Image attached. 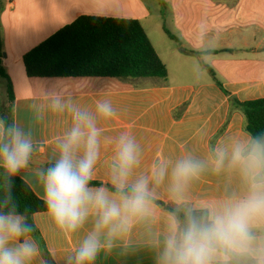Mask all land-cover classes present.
I'll list each match as a JSON object with an SVG mask.
<instances>
[{"label": "clouds", "instance_id": "clouds-1", "mask_svg": "<svg viewBox=\"0 0 264 264\" xmlns=\"http://www.w3.org/2000/svg\"><path fill=\"white\" fill-rule=\"evenodd\" d=\"M218 35L197 25L192 47L199 78L212 64ZM0 104L9 105L3 96ZM27 115L0 112V264H51L34 238L27 211H20L15 177L42 190L47 216L65 240L77 243L62 264H96L118 251L150 264H264V130L234 133L211 144L204 155L187 144L175 156L155 158L142 170L143 148L129 130L110 139L106 184H95L105 129L117 116L107 99L81 106L71 92L52 90L31 98ZM51 116L67 117L52 140L46 166L29 170L41 142L37 126ZM215 195L195 196L206 178ZM141 236L142 239H137Z\"/></svg>", "mask_w": 264, "mask_h": 264}, {"label": "crops", "instance_id": "crops-1", "mask_svg": "<svg viewBox=\"0 0 264 264\" xmlns=\"http://www.w3.org/2000/svg\"><path fill=\"white\" fill-rule=\"evenodd\" d=\"M83 15L138 20L165 64L167 77L29 78L23 56ZM202 21L219 39L212 64L197 78L192 37ZM166 30L178 40L171 39ZM0 34L2 66L22 117L27 115L31 98L43 99L52 90L71 92L81 106L94 109L97 100L107 99L117 109L116 117L101 123L105 139L93 181L97 185L107 183L106 165L112 154L109 141L121 131L136 136L143 148L141 168L147 170L155 158L175 156L183 144L204 155L209 145L245 132V116L232 106L230 96L240 102L264 98V0H0ZM0 96L7 102L2 79ZM68 123L67 117L49 115L37 126L41 146L22 176L32 181V171L46 166L53 138ZM30 188L42 199L38 185L33 182ZM217 189L218 181L209 177L196 188L195 196L215 195ZM33 218L41 252L46 249L56 264H62L77 238H62L47 212ZM96 264H150V259L140 262L135 256L113 251L102 253Z\"/></svg>", "mask_w": 264, "mask_h": 264}, {"label": "trees", "instance_id": "trees-1", "mask_svg": "<svg viewBox=\"0 0 264 264\" xmlns=\"http://www.w3.org/2000/svg\"><path fill=\"white\" fill-rule=\"evenodd\" d=\"M165 32L171 39L178 40ZM2 55L0 34V79L5 81L9 105L8 108L1 106L0 112L12 116L15 97L11 80L2 66ZM22 60L29 78H166L168 74L144 28L135 19L80 16L28 51ZM216 83L229 95L221 83ZM230 103L244 114L245 131L264 130V98L240 102L230 96ZM14 193L20 211H27L36 237L38 230L33 217L47 212L46 205L20 176L15 177ZM42 253L51 264H56L46 249Z\"/></svg>", "mask_w": 264, "mask_h": 264}, {"label": "rangeland", "instance_id": "rangeland-1", "mask_svg": "<svg viewBox=\"0 0 264 264\" xmlns=\"http://www.w3.org/2000/svg\"><path fill=\"white\" fill-rule=\"evenodd\" d=\"M157 1V0H156Z\"/></svg>", "mask_w": 264, "mask_h": 264}]
</instances>
